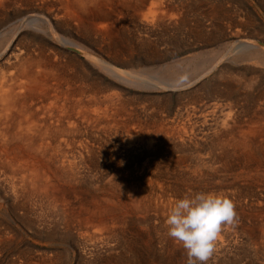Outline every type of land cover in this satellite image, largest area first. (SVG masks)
<instances>
[{"label":"bare ground","instance_id":"obj_1","mask_svg":"<svg viewBox=\"0 0 264 264\" xmlns=\"http://www.w3.org/2000/svg\"><path fill=\"white\" fill-rule=\"evenodd\" d=\"M38 1L47 6L45 18H15L18 8L35 0H0V23L9 24L0 30V208L7 204L12 211V217L9 210L0 213V250L16 247L19 234L28 231L39 247L42 241L51 250H86V264H128L124 256L97 254L129 252V227L135 223L130 211L140 223L151 191H167L147 176L152 157L168 160L174 174L173 198L167 194L160 205L165 218L163 209L175 199L198 191L233 200L235 222L227 226L225 239L220 234L207 263L222 264L218 256L249 239L264 248V197L257 196L264 191V25L255 22L245 2L152 0L154 8L139 13L134 9L145 0ZM126 24L138 45L129 41ZM168 29L183 32L184 39L157 47L152 36ZM216 42L224 50L213 61L204 49ZM142 49L144 56L134 57ZM131 87L138 94L128 98ZM170 88L196 97L173 109L174 121L144 118L149 111L170 115V98L153 94L156 107L148 110L134 104L143 90ZM204 93H222L228 101H211L207 109L209 101L199 99ZM239 175L255 184L233 185ZM144 179L152 190L142 185ZM64 234L72 239L68 246ZM163 243L169 247L167 263L184 264L183 247L167 237ZM62 258V251H55L7 264H55Z\"/></svg>","mask_w":264,"mask_h":264},{"label":"rangeland","instance_id":"obj_2","mask_svg":"<svg viewBox=\"0 0 264 264\" xmlns=\"http://www.w3.org/2000/svg\"><path fill=\"white\" fill-rule=\"evenodd\" d=\"M35 1H37V3L35 2H33L31 5H29V7L28 6H26V7H23V8H18L17 9V15H15V18H17V17H19V16H23V15H29V16H35V17H39V18H42V16H43V18H45L46 17V15H47V11H48V9H47V6H45V5H43V4H41L40 5V1H38V0H35ZM150 1V2H149ZM188 2H191V1H194V0H187ZM198 2L199 1H201V0H197ZM243 2H245L244 4H245V7L246 8H248V10L249 11H251V13L253 14V16L255 17V22L256 23H261L262 25H264V1H261V0H242ZM247 1H250V4H247ZM252 1V2H251ZM145 2V3H144ZM149 3V4H148ZM253 3V4H252ZM247 4V5H246ZM257 4V5H256ZM40 5V7H43V8H41V9H43V10H41L40 9V7H38ZM43 5V6H42ZM149 5H150V7H149ZM32 6H34V7H32ZM255 6V7H254ZM138 9H134V10H136L137 12H143V11H146L147 10V8L148 9H153L154 8V5H153V3H152V0H145V1H143V4L141 5V6H136ZM257 7V8H256ZM36 8V9H35ZM39 8V9H38ZM142 8V9H141ZM27 9V10H26ZM34 9V10H33ZM113 9V8H112ZM1 10H4V9H0V11ZM35 10H36V12H35ZM134 10L132 11V12H134ZM143 10V11H142ZM257 10H259V11H257ZM29 11V12H28ZM41 11V12H40ZM24 12V13H23ZM26 12V13H25ZM129 12H131V11H129ZM261 12H262V14H261ZM22 13V14H21ZM31 13V14H30ZM46 15H45V14ZM40 14V15H39ZM14 18V19H15ZM13 19V20H14ZM212 21H214V20H212ZM207 22V21H206ZM1 25H0V30L1 29H3L4 27H5V25H9L8 23H0ZM124 25V24H123ZM13 26L15 27V23L13 24ZM127 26V24L124 26V27H126ZM125 30H126V32H127V35L129 36V41L130 42H132L133 44H136V45H138L137 44V41L135 40L136 38H131V37H135L136 36V34H134V32L132 33L130 30H128V26H127V29L125 28ZM171 30V29H170ZM169 29L167 30V32L164 30V31H157V33L154 35V36H152V38H154L156 41H158V42H155L157 45V47H163L164 46V44H166V45H168L169 47H171V46H173V45H175V44H178V42L179 41H182V39H184V34H183V32H180V33H176V32H172V30L170 31ZM10 32V34L13 32V29L12 30H10L9 31ZM9 32L5 35V37H4V40L6 41V40H8L9 39V37L10 36H8V35H10L9 34ZM162 32V33H161ZM160 33V34H159ZM168 35H167V34ZM169 33H171V35L169 34ZM163 34V35H162ZM174 34V36H175V34H176V38L174 37V36H172ZM133 35V36H132ZM160 35V36H159ZM162 35V36H161ZM170 35V36H169ZM166 36V37H165ZM178 36V37H177ZM160 37V38H159ZM163 37V38H162ZM168 37V38H167ZM183 37V38H182ZM158 38V39H157ZM165 38V39H164ZM168 39H169V41H168ZM151 40V39H150ZM165 40H167V41H165ZM172 40V41H171ZM135 41V42H134ZM160 41V42H159ZM166 42V43H165ZM217 44H214V45H212V46H209V47H206L204 50H205V52H207L208 51V54H211L212 55V58H213V61H216L218 58H219V56H221V54H222V51L224 50V45L223 44H221V43H218V42H216ZM143 52H145L143 49L142 50H139L138 51V53L139 54H136V56L134 55V57H143V56H140L141 54L140 53H142V54H144ZM212 52H213V54H212ZM222 60V59H221ZM168 62V61H167ZM223 62H224V60H223ZM219 64H223L222 62H220ZM0 67L2 68V66H1V64H0ZM216 71H212V72H210V73H207L206 74V76L204 77L205 79H208V78H210L214 73H215ZM210 76V77H209ZM131 89V90H130ZM239 89L241 90L242 89V87L240 86L239 87ZM253 89V86H251V88L249 89V90H251V91H253L252 90ZM133 90V91H132ZM135 90H137L136 88H133V87H131V88H129V92L126 94V97H128V98H130V96H132V95H136V94H138V91H135ZM146 91H148V90H146ZM186 92V90H182L181 91V93L179 94V92L180 91H176L175 89H165V90H155V89H151V90H149V92H145V90H143V95H140L139 97H140V99H136V101H134V104L136 105V106H138V103H139V105L141 104V105H145L146 107H147V109L148 110H150V109H152L153 107H156V104H155V102L157 101V100H155V98H153V97H151V96H162L163 94H167V95H169V98H170V102H169V104L166 106L168 109L170 108V115L168 114V113H166V116H159L158 117V115L157 114H155V113H152L151 114V111H149L148 113V115L147 116H143L144 114H142V116L144 117V118H146V117H152L153 116V118H157L158 119V121L159 122H164V121H166V120H173V119H175L176 118V115L175 114H173V112H174V110L173 109H175L176 107H178V106H182V108H184V105L185 106H189V105H191V103L190 102H193L192 100H191V98H194V97H196L195 95H193V94H191V93H189L188 95H186L184 92ZM135 92V93H134ZM145 92V93H144ZM150 93V94H149ZM154 94V95H153ZM162 94V95H161ZM179 94V95H178ZM183 95V96H182ZM191 95V96H190ZM193 95V96H192ZM147 96V97H146ZM138 97V98H139ZM161 98V97H160ZM177 99H178V101H177ZM200 99V103H202L203 101H209V102H205V104H207V106H209L207 109H209V108H211V106H210V104H208V103H210L211 101L213 102L214 100H216V101H218V102H227L228 101V99L225 97V96H223L222 95V93H217V94H214V95H210V94H203V96L201 97V98H199ZM202 101V102H201ZM152 103H154V104H152ZM152 104V105H151ZM194 104V103H193ZM154 105V106H153ZM158 105V104H157ZM150 106V107H149ZM206 106V105H205ZM173 110V111H172ZM142 117V118H143ZM170 117V118H169ZM167 118V119H166ZM163 119V120H162ZM174 121V120H173ZM178 121H180V120H178ZM245 121H247V123H249V121L248 120H245ZM157 157H152V160H153V166H151V170L152 171H149V172H147V176L148 177H151V179H152V185L153 186H157L158 185V183L159 184H161L162 185V187H163V189L164 190H167V191H165V195L163 194V193H160V191H159V193H158V191H157V189L155 190L154 189V191H151L153 194L155 193V195H158V196H155V195H153V194H150L149 196V198H150V200H149V205H147L148 207H146V208H144V209H142V215H144V217L143 216H141L140 215V223H136V220H135V218H134V212H132V211H130V215H131V219H132V223H134L133 225L131 224V226H130V224H129V228H131V229H129L130 231L132 230V232H134V230L135 231H137V233H130V231H129V233H128V236H129V243H131V245L133 244V246L130 248L131 250H129V252H127L126 250H108V251H106V250H101V252H99L97 255L98 256H102L103 254V256L102 257H104V256H108V257H112V259L114 258V259H116V258H119V256H124V258L126 259V258H129L130 260L128 261V264H136V262H134V260H136V261H139V263H137V264H168L167 263V260H165V259H167V254L166 253H168L167 251H168V248L169 247H166V245H163L164 243H163V240L164 239H166V237L170 240V241H172V239L171 238H169L168 236H167V228H166V225H165V222H163V221H165V217H164V215H162L159 211H160V209H161V207H162V205L163 204H165L166 202H167V198L168 199H172L173 198V184H172V180L174 179V174L171 172V170H170V163L168 162V160H165V159H162L161 157H160V159H162V161H159L160 159H159V157L156 159ZM158 161H156V160ZM159 159V160H158ZM166 163H165V162ZM162 162V163H161ZM158 163H160V166H162V164L164 165V166H166L167 167V165H168V167L169 168H164V166H162L161 167V169L160 168H158V167H160L159 166V164ZM167 163H169V164H167ZM154 164L156 165L157 164V168H155L154 167ZM165 164H167V165H165ZM129 168H131V167H129ZM154 169H155V171L156 172H153L154 171ZM160 169V170H159ZM163 169H165V170H163ZM158 170V171H157ZM168 170V171H167ZM160 171V172H159ZM163 171V172H162ZM151 172H153V173H151ZM168 172H170L171 174L169 175V173ZM164 174L165 176H162V175H160V174ZM153 175V176H152ZM155 175L157 176V177H155ZM170 177H168V176ZM229 177H231V176H233V175H228ZM161 177V178H160ZM173 177V178H172ZM155 178V179H154ZM243 178V179H242ZM245 179V180H244ZM250 179H248V178H244L243 176H241V175H239L238 176V178L236 179V180H234L235 181V183H233V185H237V183L238 184H240V183H242V184H245L246 182H248V183H252L253 182V184H255V182L254 181H249ZM165 181H166V183H165ZM174 181V180H173ZM228 181H230L229 179H228ZM145 182V183H144ZM147 182V180H145L144 179V181H143V183H142V185L143 186H146V190H152L151 189V187H150V185L148 184V183H146ZM166 184V185H165ZM165 185V186H164ZM227 185H229V184H227ZM169 189V190H168ZM157 191V192H156ZM244 191H246V190H244ZM170 192V193H169ZM157 193V194H156ZM172 193V194H171ZM169 196H168V195ZM262 195L263 197H264V191H257V196L258 195ZM172 195V196H171ZM160 196V197H159ZM168 196V197H167ZM163 197V198H162ZM167 197V198H166ZM154 198V199H153ZM156 198H157V200H156ZM161 199V200H160ZM153 200H154V202H153ZM156 200V201H155ZM160 202H159V201ZM150 201L152 202V204L150 203ZM163 201V202H162ZM255 201V200H254ZM253 201V202H254ZM264 201V200H263ZM165 202V203H164ZM157 203H159V204H157ZM157 204V205H156ZM254 204V203H253ZM159 206V208H154L155 206ZM160 205H161V207H160ZM5 206V207H4ZM3 206V209L2 208H0V213H2L3 211H6V213L7 214H9V215H11V217H12V214H11V210H9L10 208L7 206V204H5ZM252 206H254V205H252ZM251 206V208H253ZM6 208V209H5ZM254 208H255V206H254ZM147 209V210H146ZM148 209L150 210V211H148ZM2 210V211H1ZM10 212H9V211ZM157 212H156V211ZM169 209H165V211H164V209H163V213L165 212V213H167V211H168ZM146 211H148V212H146ZM9 212V213H8ZM147 214H146V213ZM255 213V211L253 212V213H251V215H254V216H257L258 215V213L256 212V214H254ZM149 214V215H148ZM162 215V216H161ZM160 216V219L158 218ZM147 217V218H146ZM153 217V218H152ZM143 218V219H142ZM155 218V219H154ZM164 218V219H163ZM143 221H142V220ZM157 219V220H156ZM147 220V221H146ZM153 220V221H152ZM155 220V221H154ZM157 221H158V223H157ZM250 221H253V218L250 220ZM162 222V223H161ZM255 222H257V220L255 221ZM154 223V224H153ZM164 223V224H163ZM155 224H158L157 226H159V227H157ZM163 224V225H162ZM135 225V226H134ZM149 227H148V226ZM155 227H154V226ZM160 225L162 226L161 228H160ZM165 225V226H164ZM157 227V228H156ZM135 228V229H134ZM137 228V229H136ZM141 228V229H140ZM144 228V229H143ZM148 228V229H147ZM151 228V229H150ZM155 229V230H154ZM159 229V230H158ZM164 229V230H163ZM139 230V231H138ZM151 230H152V232H151ZM155 231H157V232H155ZM164 231V232H163ZM229 232V234H230V231H228L227 230V226H225L224 227V230L221 232V234H222V236H225L223 239H225L226 238V235H227V233ZM162 234H161V233ZM225 232V233H224ZM138 233H140V234H138ZM144 233V234H143ZM146 233V234H145ZM159 233V234H158ZM165 233V234H164ZM31 234V235H30ZM133 234V235H132ZM136 234V235H135ZM148 234H150V235H148ZM158 234V235H157ZM226 234V235H225ZM23 235V236H22ZM32 233L31 232H23V233H20L19 234V242L17 241V246L16 247H14L13 249H1L0 250V264H7V263H9V261L10 260H12V258H13V260H19L20 258L21 259H23L24 258V256L25 255H31V256H36V257H39V255H52L55 251H62V253H63V258L61 259V260H56V263L55 264H57V263H59V264H86V257H87V255H88V253L86 252V250H79V251H82V252H79L78 250H51V249H53V248H49V247H44V245H43V243L44 242H42V241H39V243L40 244H42V246H40L39 247V245L37 246L36 244H33L34 243V240H37L38 241V239L36 238V237H32ZM144 235V236H143ZM159 235H161V237L159 236ZM163 235V236H162ZM232 235H234V234H232ZM235 235H237L238 237H240L241 238V234H239V233H236ZM67 236V237H66ZM132 236V237H131ZM133 236H135V238L133 237ZM137 236V237H136ZM142 236V237H141ZM146 236V237H145ZM22 239H21V238ZM26 237V238H25ZM154 237V238H153ZM159 237V238H158ZM220 237H221V235H220ZM133 238H134V241H133ZM148 238V239H147ZM150 238H152V239H150ZM161 238V239H160ZM34 239V240H33ZM64 240H63V242H64V244L65 245H70L71 243H72V239H71V237H69L67 234H64V238H63ZM136 239H137V241H136ZM146 239V240H145ZM156 239V240H155ZM163 239V240H162ZM30 240V241H29ZM143 240H145V242L143 241ZM151 240V241H150ZM243 240H245V239H243ZM130 241H133V242H130ZM148 241H150V242H148ZM253 241V239H249L248 241H246L245 243H243V241H242V243L240 244V247L238 248V250H234L233 251V253L231 252V254H225V256H218L217 257V259H216V261L217 260H219L218 262H222V264H249V263H254V264H264V259H262V258H264V255H263V252H264V248H262V247H260L259 245H257V243L255 244V243H253L252 242ZM32 244H31V243ZM143 242V243H142ZM162 242V244L160 245V243ZM70 243V244H69ZM138 243V244H137ZM142 243V244H141ZM154 243H157V244H154ZM137 244V245H136ZM141 244V245H140ZM152 244V245H151ZM154 245H156V246H154ZM160 245V246H159ZM244 245V246H243ZM251 245V246H250ZM146 246V247H145ZM247 246V247H246ZM24 247H27V248H30L31 250H17V248H24ZM56 249L57 248H60L61 247V245L59 246V245H56V246H54ZM140 248L139 250H138V248ZM149 247V248H148ZM159 247V248H158ZM166 247V248H165ZM256 247H259V248H256ZM137 248V249H136ZM142 248V249H141ZM146 248V249H145ZM154 248V249H153ZM157 250H156V249ZM161 248H163V249H161ZM262 248V249H261ZM134 249H135V251H134ZM158 249H160V250H158ZM259 249V250H258ZM141 250V252L139 253V251ZM150 250V251H149ZM162 250H164V251H162ZM64 251H66V253L64 252ZM85 251V252H84ZM103 251V252H102ZM144 251V252H143ZM148 251V252H147ZM252 251V252H251ZM105 252V253H104ZM107 252V253H106ZM112 253V255H108V254H110V253ZM115 252H118V253H115ZM134 252V253H133ZM143 252V253H142ZM147 252V253H146ZM154 252V253H153ZM245 252V253H244ZM22 253V254H21ZM24 253V254H23ZM85 253V254H84ZM103 253V254H102ZM125 253V254H124ZM137 253V254H136ZM140 255H139V254ZM149 253V254H148ZM151 253V254H150ZM153 253V254H152ZM156 253V254H155ZM164 253V254H163ZM22 255V256H20V255ZM76 254V255H75ZM80 254V255H79ZM84 254V255H83ZM99 254H101V255H99ZM117 254V255H116ZM259 254V255H258ZM86 255V256H85ZM115 255V256H114ZM119 255V256H118ZM126 255V256H125ZM128 255V256H127ZM154 255H156V256H159L158 258H159V260H153L152 259V256H154ZM163 255V256H162ZM231 255H233V256H231ZM114 256V257H113ZM139 258H138V257ZM144 256H145V258H144ZM251 258H253V259H251ZM135 257V258H134ZM162 257V258H161ZM220 257V258H219ZM225 257V258H224ZM261 257V258H260ZM134 260H133V259ZM151 258V259H150ZM247 258V259H246ZM65 259V260H64ZM222 259V260H221ZM225 259H227V260H225ZM231 259V260H230ZM246 259V260H245ZM261 259V260H260ZM147 260H148V262H147ZM161 260V261H160ZM246 262H245V261ZM60 261V262H59ZM141 261V262H140ZM146 261V262H145ZM249 261V262H248ZM55 262V261H54ZM230 262V263H229ZM237 262V263H236ZM125 263L127 264V262H126V260H125ZM213 264L215 263L214 261L212 262ZM211 262H209V263H207V264H212ZM184 264H186V260H185V262H184ZM217 264V263H216ZM219 264V263H218Z\"/></svg>","mask_w":264,"mask_h":264},{"label":"clouds","instance_id":"obj_3","mask_svg":"<svg viewBox=\"0 0 264 264\" xmlns=\"http://www.w3.org/2000/svg\"><path fill=\"white\" fill-rule=\"evenodd\" d=\"M235 219V205L229 196L198 191L175 199L165 224L167 236L185 250L186 264H207L224 227Z\"/></svg>","mask_w":264,"mask_h":264}]
</instances>
